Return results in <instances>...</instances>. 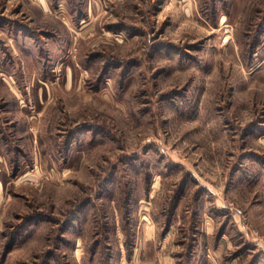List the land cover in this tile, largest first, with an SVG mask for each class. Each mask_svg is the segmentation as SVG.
I'll use <instances>...</instances> for the list:
<instances>
[{
    "label": "rangeland",
    "instance_id": "1",
    "mask_svg": "<svg viewBox=\"0 0 264 264\" xmlns=\"http://www.w3.org/2000/svg\"><path fill=\"white\" fill-rule=\"evenodd\" d=\"M0 264H264V0H0Z\"/></svg>",
    "mask_w": 264,
    "mask_h": 264
}]
</instances>
